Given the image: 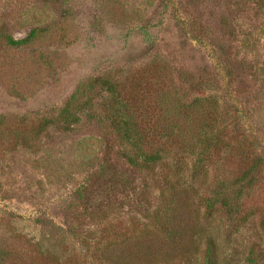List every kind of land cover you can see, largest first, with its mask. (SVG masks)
Instances as JSON below:
<instances>
[{
	"label": "rangeland",
	"instance_id": "rangeland-1",
	"mask_svg": "<svg viewBox=\"0 0 264 264\" xmlns=\"http://www.w3.org/2000/svg\"><path fill=\"white\" fill-rule=\"evenodd\" d=\"M33 28L48 37L0 38V264H105L100 234L156 229L149 220L169 161H126L138 157L112 124L115 98L90 79L108 73L128 88L152 61L184 99L215 97L232 141L247 139L261 157L251 182L228 191L243 184L248 218L230 230L218 214L204 224L220 229L221 264H264V0H0V34L20 39ZM146 77L144 106L158 95ZM70 103L77 120L61 114ZM42 116L53 121L43 129ZM17 127L38 129L31 146ZM239 160L222 153L198 173L229 181Z\"/></svg>",
	"mask_w": 264,
	"mask_h": 264
},
{
	"label": "trees",
	"instance_id": "trees-1",
	"mask_svg": "<svg viewBox=\"0 0 264 264\" xmlns=\"http://www.w3.org/2000/svg\"><path fill=\"white\" fill-rule=\"evenodd\" d=\"M46 30L33 28L20 39L3 34L0 38L5 45H27L41 36L47 38ZM162 68V64L152 61L144 69L133 70L128 88H124L116 77L110 78L108 73L90 77L106 86L115 98L117 109L113 113L112 124L138 157L125 154L126 161L134 166L165 160L170 162L165 164L170 173L163 175L158 183L160 186L157 185L159 202L153 219L149 220V226H156V229L145 226L138 229L139 233L137 229L129 231L126 228L121 233L106 231L95 241V247L100 250L105 264H221L220 245L214 235L220 229L207 230L204 223H210L213 215L218 214L221 229L230 230L248 218L249 213L242 215L240 210L239 196L243 184H239L234 196L228 191L244 180L251 182L262 159L256 153H250L251 142L247 139H242L239 145L232 141L226 126L219 122L215 97L184 99L172 87L171 78L163 75ZM148 73L153 79L145 80V85L149 86L154 81L153 88L158 95L156 98L151 95L148 106H144L139 103L140 92L144 89L143 79ZM72 106L71 103L66 105L61 114L77 120L75 113L69 115V107ZM37 120L41 129L53 122L47 116ZM12 133L21 137L25 145L31 146L30 141H35L38 129L23 132L17 127ZM222 153L232 158L239 157L241 168L238 176L229 181L220 179L213 182L208 179L207 171L201 175L198 173L207 161ZM207 190L211 191L210 196L205 194Z\"/></svg>",
	"mask_w": 264,
	"mask_h": 264
}]
</instances>
